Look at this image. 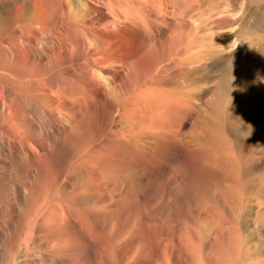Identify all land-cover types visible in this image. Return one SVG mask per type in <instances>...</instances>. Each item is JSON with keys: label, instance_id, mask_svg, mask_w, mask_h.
<instances>
[{"label": "bare ground", "instance_id": "6f19581e", "mask_svg": "<svg viewBox=\"0 0 264 264\" xmlns=\"http://www.w3.org/2000/svg\"><path fill=\"white\" fill-rule=\"evenodd\" d=\"M251 3L0 0V264H205L188 216L168 229L157 209L194 187L203 159L213 166L234 139L249 143L258 72L239 42L264 25L251 22ZM178 109L186 126L172 125ZM125 166L147 172L158 194H130ZM230 206L217 223L208 207L206 245L228 250L227 264H264Z\"/></svg>", "mask_w": 264, "mask_h": 264}, {"label": "rangeland", "instance_id": "374dc122", "mask_svg": "<svg viewBox=\"0 0 264 264\" xmlns=\"http://www.w3.org/2000/svg\"><path fill=\"white\" fill-rule=\"evenodd\" d=\"M257 5V0H252L251 22L254 21V18L258 16V14L259 16L261 15L262 18H264V4L261 13H259V11L257 10ZM239 43H241V45L243 43L246 47H248L251 54V61L253 65H255L254 68L258 72V77L251 79L252 82L247 90L248 100L250 101H248V113L245 116L248 117V121L246 124H244V126L246 125V130H249L248 132L249 134H251V136L248 137L250 138L248 141L249 143L246 144L241 140L238 141L237 139H234L231 143L233 155H231L227 159L220 158V160L213 166L209 164L208 159H203L199 167V174L194 187L186 189L181 195L182 197L171 196V199L168 201V203L159 206L157 209V215H160V217L163 219V222L165 223V227L168 229L173 228L175 226V223L180 220L181 216L189 217H187L186 220V231L187 233L192 232L195 235L197 234V239L192 238L193 243L195 244V246H197H194V248H192V251L200 253L202 256V260L203 262H205V264H227L226 261L228 260L227 257L229 256L228 250H215V248H213L212 246L206 245L208 238L205 229L206 227L203 225L205 224V222L212 221L211 219L208 221L205 219L208 218L207 215L211 213L209 211L210 207L212 209L214 206L216 207H214L213 212L209 214L213 219H215V223L218 222L216 219H223L226 217L230 218V214L228 211L231 207V204L236 205V207L238 208L236 212L237 216L235 217V219L238 223V228L241 237L243 239L245 238L244 240L246 241V244L249 248L251 247L252 249H249V251L253 252L257 258H264V25H262V28L260 29H257L255 26L252 25L249 34L244 39H240ZM259 50L261 52V55L258 52ZM183 118L184 126H186L190 115L186 113V110L178 109L176 115L172 118V125L175 126L179 124V122ZM239 124L240 121H232V124L229 128V132H232V137L234 133L237 134L236 137L239 136V132H241L240 128L243 126ZM255 134H257V136H255ZM164 157V160L167 161L169 169L174 170L177 163L180 161V153L178 149L173 145H170L166 148ZM162 167V158L159 159V157L156 156V161H154L152 171L153 175L156 172L158 173ZM141 171L143 172V174ZM118 173H121L123 176H125L126 179H130V194L135 196V198L138 197V195L145 194L151 189L148 185L145 184L147 182V176L146 174L144 175V173L147 172H145L144 170H141L139 168L136 169L135 166H125L120 167L118 169ZM136 175H139L137 176V179L135 178ZM243 187H245L244 189L246 190H244ZM154 189L155 187H153L150 191H153ZM154 191L157 195L158 192L156 190ZM230 195L232 198L230 197ZM246 199L249 200L247 201ZM239 202H241V204H239ZM245 207L247 209H245ZM198 219L201 221L202 224ZM216 227L217 230L216 234H214V237L219 243L222 240V234L220 231V225H217ZM258 249H261L260 252ZM232 252H234V250H232ZM208 254L210 255L209 257ZM24 258L25 252L20 251L17 255V262L19 263L20 261L24 260Z\"/></svg>", "mask_w": 264, "mask_h": 264}]
</instances>
